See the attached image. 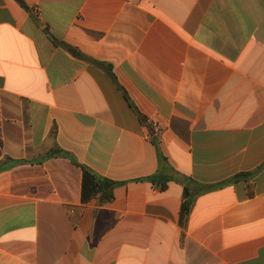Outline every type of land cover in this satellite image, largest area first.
Here are the masks:
<instances>
[{
	"label": "crops",
	"instance_id": "crops-1",
	"mask_svg": "<svg viewBox=\"0 0 264 264\" xmlns=\"http://www.w3.org/2000/svg\"><path fill=\"white\" fill-rule=\"evenodd\" d=\"M22 1L0 0V264H264V0ZM159 152L187 195L144 180Z\"/></svg>",
	"mask_w": 264,
	"mask_h": 264
},
{
	"label": "trees",
	"instance_id": "trees-1",
	"mask_svg": "<svg viewBox=\"0 0 264 264\" xmlns=\"http://www.w3.org/2000/svg\"><path fill=\"white\" fill-rule=\"evenodd\" d=\"M22 5L27 7L22 0H19ZM113 75V73L111 72ZM113 79L114 76H113ZM127 100H129L128 97H126ZM131 107H133L132 104H130ZM159 158V169L158 171L150 176L146 177L144 180L152 182L154 185H157L161 187L162 189H165L167 187V184L169 181H178L185 185V194H188L187 190V184L190 182H193V180L187 176L179 175L180 173L174 171L168 164L167 159L162 155L161 152L158 153ZM78 164V163H77ZM83 171H84V179H85V198H86V185L88 181L92 184V189L95 194L99 195L101 202L108 203L114 198V189L119 184L116 181H113L111 179L99 176L91 171L90 168L79 165ZM257 171L249 172V173H240L233 178H231L229 181L238 182L243 179H248L255 175ZM179 176V177H175Z\"/></svg>",
	"mask_w": 264,
	"mask_h": 264
},
{
	"label": "built area",
	"instance_id": "built-area-1",
	"mask_svg": "<svg viewBox=\"0 0 264 264\" xmlns=\"http://www.w3.org/2000/svg\"><path fill=\"white\" fill-rule=\"evenodd\" d=\"M156 128H158V127H156Z\"/></svg>",
	"mask_w": 264,
	"mask_h": 264
}]
</instances>
